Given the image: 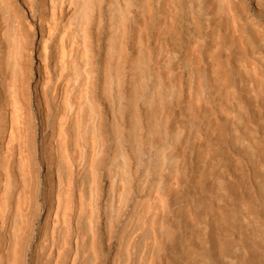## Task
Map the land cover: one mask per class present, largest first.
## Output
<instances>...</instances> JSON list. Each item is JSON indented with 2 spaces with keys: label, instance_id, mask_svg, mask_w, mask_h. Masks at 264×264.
<instances>
[{
  "label": "bare ground",
  "instance_id": "6f19581e",
  "mask_svg": "<svg viewBox=\"0 0 264 264\" xmlns=\"http://www.w3.org/2000/svg\"><path fill=\"white\" fill-rule=\"evenodd\" d=\"M0 264H264V0H0Z\"/></svg>",
  "mask_w": 264,
  "mask_h": 264
}]
</instances>
